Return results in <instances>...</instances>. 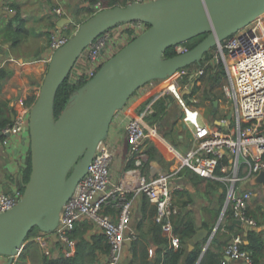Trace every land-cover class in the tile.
Returning a JSON list of instances; mask_svg holds the SVG:
<instances>
[{"label":"built area","instance_id":"2783aa9c","mask_svg":"<svg viewBox=\"0 0 264 264\" xmlns=\"http://www.w3.org/2000/svg\"><path fill=\"white\" fill-rule=\"evenodd\" d=\"M133 1L148 0H124V4ZM95 6L100 8V2ZM53 11L62 14L60 7H54ZM128 23L134 36L147 27L142 20ZM111 28L92 40L81 53L78 75L84 73L86 79L90 78L111 56L114 43ZM68 37L56 30L51 31V51L63 45ZM184 42L174 45L177 53L189 49ZM213 48V52L203 56L199 63L178 68L165 78L148 81L155 88L152 98L142 111L128 118L124 126L129 143L127 158L133 159L134 167L126 169L119 182L112 178L113 157L109 144L105 139L99 141L87 171L77 182L71 196L63 203L54 229L57 240L63 245L65 256L71 255L76 248V239L71 235L73 228L78 222L88 220L95 230L105 235L109 244L105 264H116L120 259L126 233L130 239L136 237L135 233L129 231L135 213L134 200L140 195H145L154 206L153 221L160 226L169 245L178 248L180 238L174 232V217L180 208L174 202L173 188H179L180 185L174 184V187L171 178L183 168L201 177L223 182L226 185L223 210L229 209L231 217L240 219L243 223L255 224V219L248 212L253 192L247 187L237 190V183L264 171V13L220 40ZM220 61L224 64L229 80L223 88L231 103L230 116L224 115L216 123L202 125L197 118L198 110L186 103L180 93V86H189L187 78L204 75L210 64ZM167 93L178 99L184 110L183 119L194 126V142L191 148L182 152L165 139L176 163L168 170L146 177L143 175L146 156L141 152V144L144 137L156 134L155 128L148 127L145 117L152 111L156 100L165 97ZM15 103L14 119L2 128L6 138L12 134L27 132L28 129L32 103L25 98H19ZM22 194L21 186L10 192L1 191L0 212L16 205ZM35 240L42 253L52 256L50 232H38ZM241 242V237L236 235L225 244L220 264H229V261L239 258L246 264H251V254L241 247ZM148 253L152 255L153 248H148Z\"/></svg>","mask_w":264,"mask_h":264},{"label":"water","instance_id":"95a60500","mask_svg":"<svg viewBox=\"0 0 264 264\" xmlns=\"http://www.w3.org/2000/svg\"><path fill=\"white\" fill-rule=\"evenodd\" d=\"M263 13L264 0H148L104 7L80 22L52 52L29 112V176L22 180L18 203L0 212V254L8 256V264L15 261L34 227L57 240L54 229L63 203L87 171L97 144L107 136L114 113L137 88L199 63L211 47ZM138 20L148 26L104 61L69 96L55 118L56 91L87 45L111 27ZM201 34L204 36L188 50L164 55L168 46ZM252 179L264 184V171ZM137 214L141 216L140 203ZM233 222L243 223L236 218ZM207 235V230L199 228L193 240Z\"/></svg>","mask_w":264,"mask_h":264},{"label":"crops","instance_id":"0c3cea01","mask_svg":"<svg viewBox=\"0 0 264 264\" xmlns=\"http://www.w3.org/2000/svg\"><path fill=\"white\" fill-rule=\"evenodd\" d=\"M111 1L121 2L124 0H0V9L7 11L3 12L0 10V19L6 20V25L0 29V66L6 64L12 69V73L0 86V104L3 108L5 107L4 112H8L10 115V121H12V114L15 115L16 100L25 98L27 102L33 103L35 99L32 101L31 98L34 96L36 98L39 92L47 70L48 58L52 54L51 48L49 47L50 32L56 30L61 34H65L64 32L68 31L69 34L66 35L70 36L80 22L96 11L108 7ZM97 2H100V8L95 6ZM38 4L42 6L43 17L40 23H34L31 17L28 16L27 10ZM54 7L62 8V14L55 13L53 11ZM15 12H19L25 19V28H23V30L17 29L16 26H7L9 20L15 22V20H13ZM65 18L71 21L66 22ZM1 23L2 20H0V24ZM123 26V29L121 28L120 32L117 33L121 38H123V35H127V39L125 38L126 41H121V38L118 39L122 46L129 41L130 36H134L129 25ZM4 28L15 32L17 35L16 38L18 39L17 44L12 43V37L15 34L13 36L7 35V30L3 32ZM111 29L114 30V27ZM24 48H32V52L24 53ZM209 66L205 73L208 75ZM200 77L201 76L187 78L189 86L181 85L180 93L187 104L198 110L197 118L203 116V110L206 109L205 106L199 102L204 101L208 103V105L211 106V113L214 115V120L211 122L203 120L200 124H213L224 115L229 116L230 109L228 110V105L226 103L227 97L224 96V93L216 90V87H218L221 82V88L222 84L223 87L226 85V82H223L226 75L214 84H211L208 79L206 90L203 92L202 89L201 96L198 95L200 93L198 88ZM154 91L155 88L151 86L150 83H145L137 88L128 98L125 105L114 113L108 134L104 139L109 144L112 153L111 172L115 182L121 180L126 169L134 167L133 159L128 160L127 158L129 154V143L128 141L126 142L125 123L133 114L139 113L147 106ZM161 99L162 103L165 105L163 111L159 109L155 102L152 105V111L145 117L148 127L155 128L156 134H150L144 137L141 144V152L146 156V164L145 168H143V175L146 177L154 176L158 172L168 170L175 165L176 162L172 155L168 154L170 151L168 145L164 142L165 139L170 141L171 143H168L174 148L182 152L191 148L194 142V126L190 122H186L183 116L182 120L185 123L180 119L176 122L177 126L175 124L169 125V127L174 130L173 134L169 127L167 130L165 129L163 131V134L159 133L160 125L158 120L162 118L164 114H170L171 111H173V113L179 115L180 112L177 108H180L184 115V110L174 95L167 93V95ZM1 117L2 116H0V119ZM170 123L173 122L171 121ZM2 128L3 126H0V192H10L22 181V170L25 166L23 159L30 153L29 140L27 132L12 134L6 138L2 132ZM174 135L175 139L173 138ZM126 143H128L127 152L124 150ZM253 177L238 182L237 190H240L242 187H247L252 190L253 193L249 200L248 212L257 222L253 225H248L246 223L239 225L233 222L234 218L226 213L229 209L223 210L226 203V185L223 182L212 178L199 177L198 174L187 168L178 170V172L172 176V185L174 187V184L180 185L179 188H173V199L180 208L179 213H187L191 217L195 226V231L199 228H204L208 231V235L198 241L193 240L194 231L191 239L187 243V249L189 250L193 249L195 244L201 246L195 264L199 263L207 248H211L222 255L221 253L225 244L231 241L236 235H239L242 239L241 246L249 243L250 238L248 233L251 231L259 233L260 235L257 234L258 237L263 240V249L260 252H256L255 264H264V184L252 182ZM143 201L147 203V209L145 211L147 213L148 208L152 205L145 195L136 197L134 200L135 213L132 223L130 224L131 230L129 232L135 233L136 237L138 235L141 241L140 243L145 244L147 249L153 248L152 255H149L148 250L147 252L146 250L143 251L145 258L149 259V264H153L152 258L155 256V248L157 245L153 242L154 240L151 233L147 231L151 220L144 222L143 231L140 230L139 232L136 228L137 221L142 217V212L141 216L137 214L138 206L140 203L141 211ZM231 223H235V225L229 227L228 225ZM247 226H251L252 228L249 229ZM90 228L94 229V225L92 224ZM90 232L91 229L89 230V233ZM94 232L98 231L94 229ZM86 233L89 236L88 231ZM135 238L130 239L128 233H126L125 240H130V243L127 244L126 241L124 242L120 259L116 264H139L141 262L142 254L140 250L137 253L135 262L134 259H132L131 245ZM54 241L55 239L52 238L51 248L54 247ZM106 257V255L103 256L105 261ZM0 264H8V256L0 255ZM11 264H14V262ZM180 264L184 263L181 262ZM229 264L246 263L239 258L238 260L229 261Z\"/></svg>","mask_w":264,"mask_h":264},{"label":"trees","instance_id":"16d2710c","mask_svg":"<svg viewBox=\"0 0 264 264\" xmlns=\"http://www.w3.org/2000/svg\"><path fill=\"white\" fill-rule=\"evenodd\" d=\"M115 4H124V1L121 2H114L111 1L109 6H113ZM12 20L7 22V26L15 27L17 29L23 30L25 19L21 16L19 12H15V15ZM16 23V24H15ZM147 24V23H146ZM148 26V24H147ZM131 31V30H130ZM19 33V32H18ZM204 36V34H201ZM198 35V36H201ZM202 36V37H203ZM17 35L15 34L12 37V43L17 44L18 39L16 38ZM133 36L129 37V40L132 39ZM201 37V38H202ZM201 38H197V36L186 40L184 43L188 45V48L194 46ZM124 45V44H123ZM177 54L174 45L168 46L165 51V56H173ZM208 55V52L204 54V56ZM102 65V64H101ZM100 65V66H101ZM79 57L75 62L73 68L70 70L69 74L66 78L60 83L54 98V116L55 118L58 114L63 110L66 106L69 96L76 91V89L81 86L87 79L85 78L84 73L77 74L79 70ZM12 73V69L8 67L6 64L0 66V86L2 82ZM226 75L225 67L223 62L213 63L209 66V82L214 84L224 78ZM35 96L31 98L33 101ZM156 105L159 107L161 111H163L164 104L162 103V99L159 98L156 100ZM5 107L1 106L0 104V126H5L10 121V115L8 112H4ZM218 171V170H217ZM30 172V153L27 155V160L25 162V166L22 170L23 181L28 179ZM200 177V176H199ZM22 182V181H21ZM18 186H21L22 183ZM142 217L149 218L150 224L147 229L149 233L153 236V242L157 245L155 248V256L152 258L153 264H180L183 262L184 264H195L198 254L201 250V246L195 244L194 248L189 250L187 249V243L191 239L194 231L195 226L191 219V217L187 213H178V215L174 219V230L176 234H178L180 238V246L178 248H173L169 245L168 238L162 234L160 226L153 221V214H154V206H150L148 208V213L145 212L147 209V203L145 201L142 202ZM228 213L230 216V210ZM252 216V215H251ZM253 217V216H252ZM254 218V217H253ZM255 219V218H254ZM257 222V221H256ZM234 224L228 225L229 227H233ZM91 222L88 220H84L78 222L71 235L76 239V248L75 251L69 255L65 256L63 253V245L60 241H54V247L52 248V256L45 255L40 250L38 243L35 240V236L39 232L37 227L32 228L28 234L26 235L23 241V247L16 257L14 264H105V260L103 256L108 254L109 252V244L105 238V235L98 231L94 232L92 228ZM91 232L89 233V230ZM218 230V228H217ZM216 230V232H217ZM89 236L87 235V232ZM259 233L255 231H251L248 233L250 238L249 243L242 245L241 247L247 249L251 254V264H255L256 262V252H260L263 249V240L258 237ZM139 240V236L133 240L131 245L132 250V259H137V253L140 250L142 257L141 262L139 264H149V259L145 258L144 250L147 252V248L145 244H141ZM140 243V244H139ZM139 244V245H138ZM222 254V253H221ZM223 255L214 251L211 248H207L202 255L198 264H220L221 258ZM134 264V263H133Z\"/></svg>","mask_w":264,"mask_h":264},{"label":"rangeland","instance_id":"374dc122","mask_svg":"<svg viewBox=\"0 0 264 264\" xmlns=\"http://www.w3.org/2000/svg\"><path fill=\"white\" fill-rule=\"evenodd\" d=\"M27 12H28V16L29 17H31V19L33 20V22L34 23H40L41 22V19H42V15H43V11H42V6H41V4H38V5H35L33 8H30V9H28L27 10ZM0 20H2V23L0 24V29H2L5 25H6V20L5 19H0ZM3 24V25H2ZM123 25H129V24H127V23H122L120 26H114V30H112L111 31V35H112V41L114 42L113 43V46H112V49H111V55L113 54V53H115L122 45H120V42H119V40L118 39H120L121 37H120V35H118L117 33H119L120 32V30H121V28L123 29ZM30 26V25H29ZM6 28V27H5ZM4 28V30H3V32H6V30H7V35H10V36H13L14 34H15V32L14 31H11V30H9V29H5ZM113 28V27H112ZM65 34H69V32L68 31H65L64 32ZM18 34V33H17ZM114 35V36H113ZM126 34L125 35H123V38H121V41H126ZM203 35H201V36H197V38H201ZM126 38V39H125ZM116 48V49H115ZM32 48H24V53H31L32 52V50H31ZM213 50H214V48L213 47H211L210 49H209V51H208V54L210 55L212 52H213ZM208 74H204L203 76H201L200 77V84H199V86H198V88H199V91H200V93L198 94L199 96H201V93H202V89H203V92H205V88H206V86H207V83H208ZM227 77V76H226ZM224 78L223 79V82L225 83L226 82V84L228 83V78ZM222 83V82H221ZM221 83H220V85L218 86V87H216V90L217 91H219V92H222V93H224V88H223V84H222V88L220 87L221 86ZM224 96H226L225 95V93H224ZM226 103H227V105H228V110L229 109H231V103L229 102V100L226 98ZM200 104H202V105H204L205 106V110H203V116H199L198 117V121L199 122H203V120H207V121H213L214 120V115L211 113V106H209L208 105V103H206V102H204V101H200L199 102ZM177 110H179V112H180V114L179 115H176L175 113H173V111H171V113L170 114H164V116L162 117V118H160L159 120H158V122H159V133L160 134H163V131L166 129H168V127H169V125L170 124H172V125H176V122H178V120H182V116H184L183 115V111L182 110H180V108H177ZM173 122V123H170V122ZM183 121V120H182ZM184 122V121H183ZM185 123V122H184ZM187 124V123H186ZM177 126V125H176ZM169 129H170V131H171V133L173 134V129L172 128H170L169 127ZM171 135V134H170ZM173 138L175 139V135L173 136ZM126 142H127V140H126ZM170 142V141H169ZM171 143V142H170ZM124 150H126V152L128 151V143H126V145H125V147H124ZM169 155H172V152H169L168 153ZM145 221H149V219L148 218H143V220L142 221H140V220H138L137 221V230L140 232V230H142L143 231V229H144V222ZM132 223V222H131ZM40 232V231H39ZM0 255H5V254H0ZM7 256V255H6Z\"/></svg>","mask_w":264,"mask_h":264},{"label":"flooded vegetation","instance_id":"af4514ba","mask_svg":"<svg viewBox=\"0 0 264 264\" xmlns=\"http://www.w3.org/2000/svg\"><path fill=\"white\" fill-rule=\"evenodd\" d=\"M25 159V160H24ZM23 160H24V162H26V160H27V157L26 158H24ZM22 183V182H21ZM23 186V185H22Z\"/></svg>","mask_w":264,"mask_h":264}]
</instances>
